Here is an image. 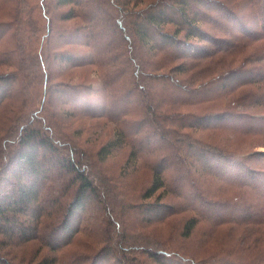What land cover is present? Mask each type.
Listing matches in <instances>:
<instances>
[{
  "label": "trees",
  "instance_id": "16d2710c",
  "mask_svg": "<svg viewBox=\"0 0 264 264\" xmlns=\"http://www.w3.org/2000/svg\"><path fill=\"white\" fill-rule=\"evenodd\" d=\"M260 60L264 0H0V264H264Z\"/></svg>",
  "mask_w": 264,
  "mask_h": 264
},
{
  "label": "rangeland",
  "instance_id": "374dc122",
  "mask_svg": "<svg viewBox=\"0 0 264 264\" xmlns=\"http://www.w3.org/2000/svg\"><path fill=\"white\" fill-rule=\"evenodd\" d=\"M209 15L215 16L218 14H217V12L205 13V16H209ZM215 17H217V16H215ZM220 26H225V25H222V23H221ZM260 61L262 63L264 62V60H260ZM91 102H98V99L96 97H92ZM108 134H109V132L106 129V132L102 133L100 136H91L90 142L88 143L87 146L91 147V148H96L100 144L104 143L110 137ZM87 137L88 136H78L75 139H76V141H79L81 143ZM263 142H264V138L258 137L254 140L253 144H261ZM255 150L263 151L264 147H260V148H257ZM127 151H128V149L118 150L117 152L114 153L113 156L108 158L103 163V166H102L104 171L107 174H109L110 176H114V177L118 178L117 183H116V187H115L116 189H118L121 192V194L118 197H121L122 194H124L127 191L131 192V190L132 191L135 190L141 184L148 181V171L144 168L130 169L131 171L128 169L123 170V165H124L125 160H126ZM253 212L256 216H260V215L263 216L264 208H263V210L261 209L259 211H256V212L253 211ZM180 219H181V216H177V218L174 219L173 226H176V229L180 225V223H179ZM171 230H174V229L172 228ZM239 233H241V232H239ZM263 235H264V224H263ZM171 244L173 246H176V245L179 246L181 244H184L183 248L185 249V251H187V252L196 251V244H195L194 240L182 241V240L176 239V240H172Z\"/></svg>",
  "mask_w": 264,
  "mask_h": 264
}]
</instances>
